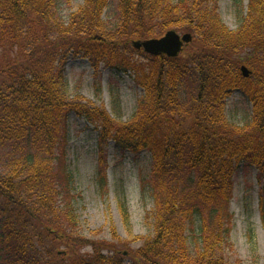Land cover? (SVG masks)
<instances>
[{
	"label": "trees",
	"instance_id": "trees-1",
	"mask_svg": "<svg viewBox=\"0 0 264 264\" xmlns=\"http://www.w3.org/2000/svg\"><path fill=\"white\" fill-rule=\"evenodd\" d=\"M111 1L115 14L106 19ZM71 2L0 0V264H236L233 179L252 166L264 180V0L247 7L232 0L235 30L222 19L220 0H84L68 13ZM171 29L193 34L176 58L133 44ZM71 55L87 58L96 73L104 64L133 77L144 94L131 121L114 129L104 105L72 92ZM236 90L252 103L240 122L228 117ZM71 112L99 131L100 160L109 140L151 153L142 180L154 203L150 233L130 239L141 244L128 255L119 238H78ZM104 171L98 181L106 188ZM261 192L264 226V186Z\"/></svg>",
	"mask_w": 264,
	"mask_h": 264
},
{
	"label": "rangeland",
	"instance_id": "rangeland-1",
	"mask_svg": "<svg viewBox=\"0 0 264 264\" xmlns=\"http://www.w3.org/2000/svg\"><path fill=\"white\" fill-rule=\"evenodd\" d=\"M111 2V7L104 14L106 19L115 14L116 1ZM83 3L84 0H72L68 13L76 11ZM243 4L247 7L248 0H244ZM234 7L232 0H220L222 19L231 30L238 27ZM103 65L96 73L87 58L71 55L65 68L72 92L79 91L91 103L104 105L102 107L114 120L113 127L116 129L131 121L144 91L130 75L117 73ZM251 107V100L236 90L228 100V117L243 121L249 117ZM68 117V156L75 177V191L80 195L77 203L80 220L78 238L90 242H117L119 238L128 242L124 250L128 255V250H137L141 244L130 239L150 233L151 225L146 214L154 203L147 191H142V180L150 176L151 153L147 149L133 152L109 140L105 143L101 161L99 131L75 112ZM100 166L105 168L106 188L98 181ZM233 180L230 214L234 250L231 260L236 264H264V226L258 203L264 180L259 182L258 170L252 166L242 167ZM121 204L128 209V224ZM118 246L121 247L120 244ZM85 249L83 253L90 250Z\"/></svg>",
	"mask_w": 264,
	"mask_h": 264
},
{
	"label": "water",
	"instance_id": "water-1",
	"mask_svg": "<svg viewBox=\"0 0 264 264\" xmlns=\"http://www.w3.org/2000/svg\"><path fill=\"white\" fill-rule=\"evenodd\" d=\"M192 35L189 33L180 35L174 30H169L164 36L160 38H151L144 41H137L133 43L137 48H144V50L152 55L166 54L169 57H176L181 52L184 43H189L192 40ZM247 66H242L241 70L244 77L250 75Z\"/></svg>",
	"mask_w": 264,
	"mask_h": 264
}]
</instances>
